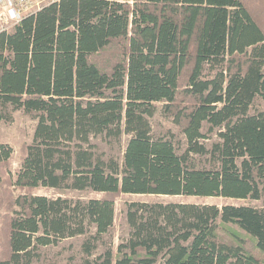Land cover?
Listing matches in <instances>:
<instances>
[{
    "label": "trees",
    "instance_id": "1",
    "mask_svg": "<svg viewBox=\"0 0 264 264\" xmlns=\"http://www.w3.org/2000/svg\"><path fill=\"white\" fill-rule=\"evenodd\" d=\"M261 3L58 0L0 30V124L17 109L36 119L10 184L101 194H8L0 264H33L74 237L77 264H264V206L250 205L129 202L128 238L95 254L120 194L264 199ZM156 103L184 137L179 153L152 132ZM123 136L121 160L92 141ZM11 153L0 143V183Z\"/></svg>",
    "mask_w": 264,
    "mask_h": 264
},
{
    "label": "rangeland",
    "instance_id": "2",
    "mask_svg": "<svg viewBox=\"0 0 264 264\" xmlns=\"http://www.w3.org/2000/svg\"><path fill=\"white\" fill-rule=\"evenodd\" d=\"M259 9L263 7L262 0H248ZM264 17V13L261 15ZM10 28L9 30H11ZM157 111L149 119L152 132L155 136L169 137L174 143L176 151L179 153L185 144L180 129L167 118L161 111L162 103H156ZM264 110V101L256 98L252 111ZM36 119L34 115L25 113L22 109L12 110L11 119L0 124V143L7 144L12 149L10 158L5 166L2 167L3 180L0 183V257L5 256L6 251L3 247L7 232V219L10 215L8 209V194L15 197L25 192L35 195L46 196L49 198L63 197L72 199L87 200L90 198H98L101 194L90 190H66L49 187H36L31 190L18 188L10 184L15 179L16 173L20 168L23 157V147L32 140ZM216 139L215 135H209L207 144ZM127 137L123 136L120 143L113 141H104L100 138H94L92 141L97 145L98 150L113 156L119 160L122 158L123 149ZM196 163L199 167H211L212 163L207 157H196ZM11 178V179H10ZM9 191V193L6 192ZM129 202H161V203H194L208 204L221 207L225 204L232 205H250L254 207L264 206V199H231L222 197H200V196H164V195H140V194H120L115 198V215L113 224L109 231L103 235L102 244H99L95 254H99L104 248L110 247L113 253H116L117 246L124 242L129 236V226L126 219L127 203ZM224 226H219V232L223 233ZM236 229L235 226H229ZM237 231L243 235L241 231ZM82 237L67 238L59 241L54 246L41 248L40 257L33 264H77L82 258L80 244Z\"/></svg>",
    "mask_w": 264,
    "mask_h": 264
},
{
    "label": "built area",
    "instance_id": "3",
    "mask_svg": "<svg viewBox=\"0 0 264 264\" xmlns=\"http://www.w3.org/2000/svg\"><path fill=\"white\" fill-rule=\"evenodd\" d=\"M58 0H0V30H9L26 15Z\"/></svg>",
    "mask_w": 264,
    "mask_h": 264
}]
</instances>
